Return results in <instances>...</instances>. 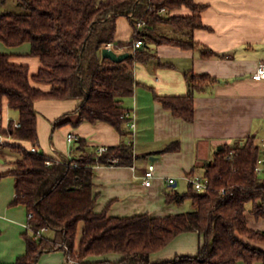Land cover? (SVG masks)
<instances>
[{
  "label": "trees",
  "instance_id": "trees-1",
  "mask_svg": "<svg viewBox=\"0 0 264 264\" xmlns=\"http://www.w3.org/2000/svg\"><path fill=\"white\" fill-rule=\"evenodd\" d=\"M20 2L27 11L1 15L0 40L9 46L31 42V54L41 59L42 67L30 75L27 65L13 63L10 54L0 53V110L7 100L8 107L18 111L20 123L15 127L11 120L2 125L0 133L14 139L9 145L19 153L15 167L5 173L15 177L13 204H24L32 216L24 232L26 252L14 262L0 264H38L44 253L59 250L65 252L66 264H264V231L251 228L248 218V212L264 217V179L256 171L264 150L254 135L225 144L214 160L203 164V176L209 180L204 191L190 181L184 192L169 187L166 202L182 206L190 201L189 210L167 216L143 213L127 217L110 216L107 208L95 211L94 167L132 166L137 158L132 108L125 104L137 83L135 63L158 58L155 47L161 44L199 49L205 57L216 55L194 39V31L204 27L200 12L205 5L194 0ZM183 6L192 14L173 13ZM122 16L133 28L128 41L116 39ZM138 39L144 44L135 47ZM109 43L130 55L122 61L104 57L102 50ZM186 79L187 94L155 93V98L174 116L193 122L196 95L212 93L220 80L194 70L186 73ZM41 99H81L73 111L74 124L107 122L120 132L121 142L100 153L81 137L71 155L62 158L32 151L40 142L35 104ZM72 115L69 112L54 120L53 130L72 121ZM196 170L188 176L197 174ZM43 227L48 230L37 236ZM187 232L201 236L197 255L152 261L153 253Z\"/></svg>",
  "mask_w": 264,
  "mask_h": 264
},
{
  "label": "crops",
  "instance_id": "crops-1",
  "mask_svg": "<svg viewBox=\"0 0 264 264\" xmlns=\"http://www.w3.org/2000/svg\"><path fill=\"white\" fill-rule=\"evenodd\" d=\"M194 1L205 5L200 12L204 27L194 31V39L216 55L205 57L199 49L161 44L155 47L158 58L135 63L137 83L133 96L126 98L125 104L132 108L137 158L132 166L98 164L94 167L97 212L107 208L110 216L127 217L143 213L167 216L186 211L184 205L166 202L165 193L169 187L184 192L178 187L183 181L188 187V173L197 168L196 173L203 175V164L214 160L216 152L225 144L243 142L250 135L255 136L257 144L262 146L264 142V78L257 75L264 61V0ZM17 3L21 5L20 0H0V19L3 13L13 11ZM173 13L191 15L192 10L183 6ZM132 34L129 20L119 17L116 39L128 41ZM114 50L125 52L123 47ZM31 51V42L9 46L0 40V53L10 54L13 63L27 65L33 75L40 70L42 62ZM190 70L198 74L209 73L220 80L212 93L196 95L193 122L174 116L155 98V93L187 94L186 73ZM36 85L49 89L48 85ZM80 102L81 99H41L36 102L39 151L53 158L71 155L75 141H68L69 132L78 138H86L93 149L121 142L120 132L107 122L86 121L76 126L73 111ZM1 112L3 125H9L11 120L18 121V111L11 110L7 100ZM69 112L73 114L72 121L53 130L52 122ZM11 142L14 139L5 137V143H0V263L16 261L27 249L24 232L30 213L24 204H13L15 177L5 174L19 159V153L9 145ZM23 144L30 147L28 142ZM150 162L156 164V170L152 184L148 186L144 183V175ZM168 178L176 181L170 184ZM248 218L251 228L264 231V217L256 218L248 212ZM82 227L83 224L77 243ZM200 242L199 233H182L164 249L153 253L152 261L197 255ZM110 257L117 260L120 255ZM38 264H66L65 252L44 253Z\"/></svg>",
  "mask_w": 264,
  "mask_h": 264
},
{
  "label": "built area",
  "instance_id": "built-area-1",
  "mask_svg": "<svg viewBox=\"0 0 264 264\" xmlns=\"http://www.w3.org/2000/svg\"><path fill=\"white\" fill-rule=\"evenodd\" d=\"M144 42L142 41V39H138L135 41V47H140L141 45H143ZM108 47H112V44L109 43L107 45ZM257 75L264 78V61L261 62L258 70H257ZM132 115V113L130 114ZM2 116V112L0 110V118ZM2 122L0 121V129L2 127ZM15 127H19L20 123L19 122H15ZM131 126L134 128L135 126V122L134 119L131 122ZM68 141L69 142H74L78 139V137L76 136V134H74L73 132H69L67 135ZM0 141L1 142H5V137L0 133ZM108 146H99L98 147V151L101 153L105 150H107ZM262 149L264 150V142L262 144ZM32 151L34 152H39V149L37 146L32 147L31 148ZM48 164H51L52 161L48 160L47 161ZM155 170H156V164L154 162H150L147 169L145 170V179H144V183L148 186H150L152 184L153 178L155 176ZM256 171L261 174L264 171V155L261 156L258 160V164L256 166ZM188 180L190 182H192L194 184V186L199 190V191H204L205 189H207L208 184H209V180L208 178L204 177L203 175L200 174H195L194 176H188ZM176 180L175 178H168V183L172 184L174 183ZM32 216V213L29 214V217ZM48 229L46 227L41 228L38 232H37V236L42 235L44 232H46Z\"/></svg>",
  "mask_w": 264,
  "mask_h": 264
},
{
  "label": "water",
  "instance_id": "water-1",
  "mask_svg": "<svg viewBox=\"0 0 264 264\" xmlns=\"http://www.w3.org/2000/svg\"><path fill=\"white\" fill-rule=\"evenodd\" d=\"M102 55L104 57H109L115 61H122V60L126 59L130 55V53L129 52L118 53L112 47L106 46L102 50ZM219 149H222V146Z\"/></svg>",
  "mask_w": 264,
  "mask_h": 264
},
{
  "label": "rangeland",
  "instance_id": "rangeland-1",
  "mask_svg": "<svg viewBox=\"0 0 264 264\" xmlns=\"http://www.w3.org/2000/svg\"><path fill=\"white\" fill-rule=\"evenodd\" d=\"M13 11H15V12H24V11H27V10L25 9L24 6H22V5H20V4L17 3V4H16V7H15V9H14ZM11 110H12V109H11ZM3 115L6 116L5 112H4ZM261 177L264 179V171L261 173ZM178 189L181 190V191H185V190L187 189V184H185L184 181L181 182V184L179 185ZM184 207H185V210H189V209H191V202H190V201H187V202L184 204ZM242 263H243V264H246V263L243 262V261H242ZM255 264H256V263H255Z\"/></svg>",
  "mask_w": 264,
  "mask_h": 264
}]
</instances>
